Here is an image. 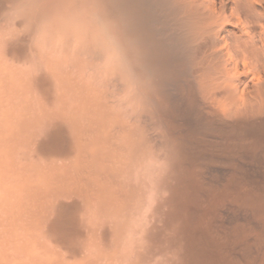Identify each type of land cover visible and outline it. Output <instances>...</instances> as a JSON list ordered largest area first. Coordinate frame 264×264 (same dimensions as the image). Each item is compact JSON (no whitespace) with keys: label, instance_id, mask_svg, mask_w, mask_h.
I'll return each instance as SVG.
<instances>
[{"label":"bare ground","instance_id":"obj_1","mask_svg":"<svg viewBox=\"0 0 264 264\" xmlns=\"http://www.w3.org/2000/svg\"><path fill=\"white\" fill-rule=\"evenodd\" d=\"M0 264H264V0H0Z\"/></svg>","mask_w":264,"mask_h":264}]
</instances>
